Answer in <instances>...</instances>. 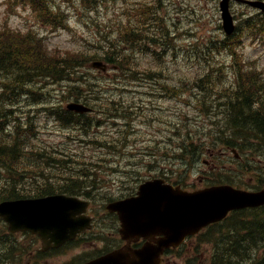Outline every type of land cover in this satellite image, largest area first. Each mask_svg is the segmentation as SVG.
<instances>
[{"label": "rangeland", "instance_id": "rangeland-1", "mask_svg": "<svg viewBox=\"0 0 264 264\" xmlns=\"http://www.w3.org/2000/svg\"><path fill=\"white\" fill-rule=\"evenodd\" d=\"M48 4L56 11L36 12L27 1L0 0V31L27 35L55 56L85 57L76 74L85 82L79 88L69 82L44 80L30 88L36 95L13 99L18 104L10 108V125L4 133L6 141L24 139V158L9 177L27 194L38 187L57 188L72 179L87 184L91 187L89 208L98 213L99 227L106 233L101 234V243L93 238L84 247L62 250L56 256H40L39 243L21 237L18 243L30 252L18 264L76 263V257L117 243L115 236L107 233L115 224L105 205L131 193L135 168L143 172L156 161L164 164V159L148 158L150 150L162 155L170 145L166 165L170 162L171 179L176 180L183 165L173 153L178 144L188 141L196 126L215 143L229 140L241 155L234 163L222 160L210 175L212 181L220 177L221 170L229 173L228 177L221 176L223 181L239 187L264 184V139L249 129H230L221 108L233 98L227 86L234 83V77L226 46L221 44L216 0H48ZM239 15L250 34L264 21L251 11ZM246 29L237 42L243 43V60L254 62L251 64L264 73V36L246 37ZM130 30L137 32L138 42H126ZM118 56L121 61L116 63L129 73L127 76L120 68L114 72L109 65L104 72L89 67L90 57L100 61V57ZM200 78L197 87L195 81ZM2 84L11 86L5 77H0V87ZM82 88L84 96L88 89L95 92L89 103L96 112L86 117L85 125L65 126L44 111L64 109ZM114 115L120 118L112 120ZM203 159L205 156L199 162ZM196 165L197 160L188 165L190 182H197ZM198 168L199 173L209 171L203 165ZM81 169L86 171V178ZM235 224L234 220L228 226ZM5 231L0 224V234ZM97 231L96 235L102 233L93 230ZM221 237L218 234L217 241ZM196 245H200L197 240L192 247L188 243L182 258L172 257L170 264H209L212 248L187 252Z\"/></svg>", "mask_w": 264, "mask_h": 264}, {"label": "water", "instance_id": "water-1", "mask_svg": "<svg viewBox=\"0 0 264 264\" xmlns=\"http://www.w3.org/2000/svg\"><path fill=\"white\" fill-rule=\"evenodd\" d=\"M224 3V1H223ZM255 6L261 4L254 3ZM225 27L228 29L230 19L226 10V2L221 6ZM93 66H99L94 64ZM69 109L85 111L78 105H70ZM159 182L146 183L139 189V197L111 203L107 208L117 212L122 222L120 231L122 238L130 242L133 234L144 235L153 225L164 227V221L178 236L184 234L191 225L196 230L207 223L223 219L229 211L245 208H256L264 205V189L258 193L234 190L229 186L212 187L183 198L174 199V194L163 191ZM84 209L74 199L54 196L38 200H16L0 204V216L8 223L11 232L28 230L40 237L43 250L55 248L67 240L73 239L86 228L87 220L79 215ZM162 231V227H161ZM180 233V235H179ZM177 236V235H176ZM165 245L157 244L161 250ZM140 251V250H139ZM156 253V248L154 250ZM142 252L128 248L114 252L86 264H138ZM151 258L146 264H152Z\"/></svg>", "mask_w": 264, "mask_h": 264}, {"label": "trees", "instance_id": "trees-1", "mask_svg": "<svg viewBox=\"0 0 264 264\" xmlns=\"http://www.w3.org/2000/svg\"><path fill=\"white\" fill-rule=\"evenodd\" d=\"M32 1L45 10L44 0ZM46 9L49 11L47 5ZM19 44L20 41L13 40L12 35H0V73L5 74L3 77L8 79L10 85L12 83V87L0 89V177L2 171L9 170L11 164L20 159L22 152L17 142L8 143L2 134L8 113L2 109V104L9 106L12 99L19 95L18 90L22 91L25 85L37 76L56 81L67 79L81 64L80 58H53L40 47L32 45L20 47ZM237 104L239 105L234 109L235 121L232 122V126L239 129L247 128L264 136V104L256 99V94L250 92L247 98L238 100ZM242 109H245L246 113ZM58 191L69 193L72 189L61 188ZM18 197L20 194L14 188L0 189V201ZM238 215L242 218L230 226L229 236L223 235L228 242L221 255L216 257V264H264V208L258 212L243 211ZM12 242V240L5 242L7 247H13L12 253L8 254L10 261L16 251V246ZM3 249L9 250L6 247L0 248V257Z\"/></svg>", "mask_w": 264, "mask_h": 264}, {"label": "bare ground", "instance_id": "bare-ground-1", "mask_svg": "<svg viewBox=\"0 0 264 264\" xmlns=\"http://www.w3.org/2000/svg\"><path fill=\"white\" fill-rule=\"evenodd\" d=\"M251 134V133H250ZM252 136V135H251ZM237 254V253H236ZM228 256V255H227ZM230 256V255H229Z\"/></svg>", "mask_w": 264, "mask_h": 264}]
</instances>
